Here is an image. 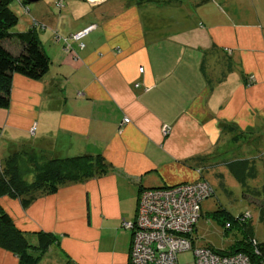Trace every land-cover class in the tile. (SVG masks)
Wrapping results in <instances>:
<instances>
[{
  "label": "crops",
  "instance_id": "crops-1",
  "mask_svg": "<svg viewBox=\"0 0 264 264\" xmlns=\"http://www.w3.org/2000/svg\"><path fill=\"white\" fill-rule=\"evenodd\" d=\"M173 2L82 0L70 37L94 26L85 47L71 41L68 52L40 36L49 73L15 76L11 106L0 110V172L26 148L46 159L102 155L113 166L28 208L0 200L33 244L38 233L59 238L39 264H131L123 224L135 220L143 189L195 183L262 153L264 0H190L194 12ZM53 11H34L32 24L59 28ZM232 145L249 151L232 157ZM0 264L22 263L0 248Z\"/></svg>",
  "mask_w": 264,
  "mask_h": 264
},
{
  "label": "trees",
  "instance_id": "trees-1",
  "mask_svg": "<svg viewBox=\"0 0 264 264\" xmlns=\"http://www.w3.org/2000/svg\"><path fill=\"white\" fill-rule=\"evenodd\" d=\"M136 1L142 5L166 0ZM12 2L13 0H0V110L9 109L11 106L15 76L20 75L33 81H41L49 73L52 64L38 33L40 23H34L26 32L11 31L18 22V17L11 9ZM65 48H67L66 45ZM26 156L27 152L13 153L0 172V200L6 196L20 199L24 208H28L39 197L56 192L62 186L87 182L107 174L113 167L102 155L53 159L41 157L40 160L34 158L35 160L32 159L31 162ZM226 166L245 190V198L254 201L264 192V186L261 190L251 189L249 186V181L256 180L259 176L254 160L227 162ZM32 176L33 179H31ZM164 188L170 187L153 190ZM261 206H264V202ZM213 217L227 228L226 233L233 229V225H240L243 231H246L252 220L245 215L236 218L223 209H219ZM36 235L40 239L39 244H33L30 233L19 230L10 215L0 210V248L17 256L22 264H39L50 247L59 243V238L52 234L38 233ZM248 238L249 240L243 245L236 246L231 251L223 252L213 247H206L218 255L246 254L254 262H258L261 257L264 258V245L258 242L259 244L255 246L253 244L255 239L250 236ZM256 248L259 255L256 253Z\"/></svg>",
  "mask_w": 264,
  "mask_h": 264
},
{
  "label": "rangeland",
  "instance_id": "rangeland-1",
  "mask_svg": "<svg viewBox=\"0 0 264 264\" xmlns=\"http://www.w3.org/2000/svg\"><path fill=\"white\" fill-rule=\"evenodd\" d=\"M40 2L29 3V0H13L11 9L18 17V22L15 24L11 31L13 33L26 32L33 26L32 18L36 13V10H46V6L54 10L50 19L54 21L59 27L53 30L45 21H40L41 24L38 27L39 35L42 38L44 45L51 46L54 43L65 44L68 52L72 49L70 33H72L73 25L76 20L80 17L77 10H81L83 3L78 6L82 0H39ZM174 1L173 3L182 2L188 12H194L193 3L190 0H166ZM79 7V8H78ZM61 8V9H60ZM194 14V13H193ZM36 16L34 17V19ZM37 20V19H36ZM38 21V20H37ZM76 26V25H75ZM59 31L60 33L56 32ZM75 44V43H74ZM77 45V44H75ZM47 46V47H48ZM33 129V128H32ZM31 129L30 132H33ZM36 132V128L33 129ZM236 145H232L231 154L235 156V152L238 155L245 154L244 152L249 151V148L243 150L234 149ZM246 147V146H245ZM22 154L27 152V160L30 162L35 159L40 160L41 152L34 148H26L21 150ZM252 154L258 156V152H255L254 146ZM249 155V154H248ZM229 156V155H227ZM260 157V158H259ZM35 158V159H34ZM253 160V159H252ZM257 164V170L259 176L256 180L249 181L251 189L258 188L261 190L264 186V149L257 159H254ZM34 162V161H33ZM3 170V167L1 168ZM1 170V171H2ZM207 176L202 177L197 182H206L210 187L214 189L213 194L210 198H207L203 203L202 218L197 224L194 241L195 247L208 246L217 249L218 251H231L236 246L243 245L249 238L248 236L257 240L260 244L264 245V206L261 205L264 202V192L260 196L256 197L254 201L245 198V190L238 183V181L232 175V171L225 166L216 167V171L210 170ZM142 192V191H141ZM141 194V193H140ZM250 196V195H249ZM252 198V196H251ZM219 209L226 210L227 213L234 217L241 215H249L252 217L251 222L246 231L240 225H233V229L228 230L226 233V227L222 226L213 217L214 213L218 212ZM224 216V215H223ZM178 260L180 264H194L195 259L192 252H186L179 254Z\"/></svg>",
  "mask_w": 264,
  "mask_h": 264
},
{
  "label": "built area",
  "instance_id": "built-area-1",
  "mask_svg": "<svg viewBox=\"0 0 264 264\" xmlns=\"http://www.w3.org/2000/svg\"><path fill=\"white\" fill-rule=\"evenodd\" d=\"M93 29L94 26H90L70 39L84 48L82 40ZM139 71L144 73V68ZM129 123L130 119L125 118L124 124ZM170 131L168 126L162 128L164 136H169ZM213 192L206 182L143 189L135 220L123 224L133 236L131 264H180L178 256L186 252L193 253L194 264H264L262 257L254 262L246 254L224 256L212 253L207 247H195L194 233L202 217L203 203ZM245 217L251 216L248 213ZM253 244L257 246L259 243L254 240ZM256 253L259 255L257 248Z\"/></svg>",
  "mask_w": 264,
  "mask_h": 264
},
{
  "label": "water",
  "instance_id": "water-1",
  "mask_svg": "<svg viewBox=\"0 0 264 264\" xmlns=\"http://www.w3.org/2000/svg\"><path fill=\"white\" fill-rule=\"evenodd\" d=\"M38 0H29V3H33V2H36Z\"/></svg>",
  "mask_w": 264,
  "mask_h": 264
}]
</instances>
